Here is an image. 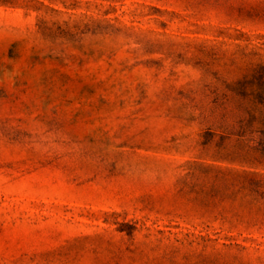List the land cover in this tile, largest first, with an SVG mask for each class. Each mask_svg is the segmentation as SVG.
Returning <instances> with one entry per match:
<instances>
[{"label":"rangeland","instance_id":"rangeland-1","mask_svg":"<svg viewBox=\"0 0 264 264\" xmlns=\"http://www.w3.org/2000/svg\"><path fill=\"white\" fill-rule=\"evenodd\" d=\"M264 0H0V264H264Z\"/></svg>","mask_w":264,"mask_h":264},{"label":"trees","instance_id":"trees-1","mask_svg":"<svg viewBox=\"0 0 264 264\" xmlns=\"http://www.w3.org/2000/svg\"><path fill=\"white\" fill-rule=\"evenodd\" d=\"M257 102L264 107V91L258 93L257 95ZM256 136V139H252L258 143V150H261L262 154H264V120L261 122L260 127L252 132Z\"/></svg>","mask_w":264,"mask_h":264}]
</instances>
